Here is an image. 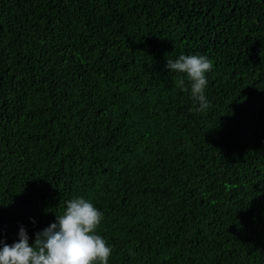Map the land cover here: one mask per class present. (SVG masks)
Here are the masks:
<instances>
[{"label": "trees", "instance_id": "obj_1", "mask_svg": "<svg viewBox=\"0 0 264 264\" xmlns=\"http://www.w3.org/2000/svg\"><path fill=\"white\" fill-rule=\"evenodd\" d=\"M80 196L108 264H264V0H0V239Z\"/></svg>", "mask_w": 264, "mask_h": 264}, {"label": "clouds", "instance_id": "obj_2", "mask_svg": "<svg viewBox=\"0 0 264 264\" xmlns=\"http://www.w3.org/2000/svg\"><path fill=\"white\" fill-rule=\"evenodd\" d=\"M212 67L205 56L180 55L174 61L167 58L168 71L186 74L191 81V96L199 102L197 111L209 107L204 94L208 82L205 74ZM180 84L183 86V79ZM55 217L54 223L35 233L32 243L23 227L18 242L7 244L0 239V264H108L112 248L97 234L102 213L90 200L73 198Z\"/></svg>", "mask_w": 264, "mask_h": 264}]
</instances>
